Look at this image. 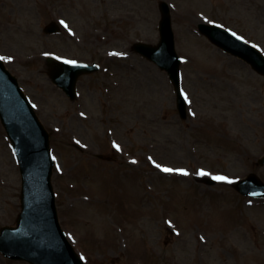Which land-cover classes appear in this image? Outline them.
Masks as SVG:
<instances>
[{
  "label": "rangeland",
  "instance_id": "374dc122",
  "mask_svg": "<svg viewBox=\"0 0 264 264\" xmlns=\"http://www.w3.org/2000/svg\"><path fill=\"white\" fill-rule=\"evenodd\" d=\"M160 1L58 0L49 11L46 0H0V57L50 134L59 222L84 264H264V198L204 181H264V77L197 32L217 23L264 52V0H164L185 118L166 72L132 50L157 42ZM52 21L60 31L45 34ZM47 55L100 69L79 77L71 101ZM19 196L0 123V227L15 224Z\"/></svg>",
  "mask_w": 264,
  "mask_h": 264
},
{
  "label": "water",
  "instance_id": "95a60500",
  "mask_svg": "<svg viewBox=\"0 0 264 264\" xmlns=\"http://www.w3.org/2000/svg\"><path fill=\"white\" fill-rule=\"evenodd\" d=\"M160 10L162 18L159 22V43L151 46L137 42L133 48L168 72L176 90L180 116L185 117V100L179 88L180 59L174 50L166 3H160ZM53 27L49 26L47 31L53 30ZM198 30L219 48L240 57L256 72L264 75V55L258 49L217 24L200 23ZM46 61L50 66L48 74L51 81L71 99L75 97L78 76L97 68L96 64L69 63L52 57H47ZM0 121L15 152L21 174V208L16 227L4 226L0 229V251L10 258L26 260L31 264H83L58 222L50 181L53 159L48 133L16 77L6 69L1 60ZM259 162L264 164V156ZM234 185L243 194L264 196V184L253 174L236 181Z\"/></svg>",
  "mask_w": 264,
  "mask_h": 264
},
{
  "label": "snow or ice",
  "instance_id": "6c2138e0",
  "mask_svg": "<svg viewBox=\"0 0 264 264\" xmlns=\"http://www.w3.org/2000/svg\"><path fill=\"white\" fill-rule=\"evenodd\" d=\"M61 23H63V21H61ZM233 35L235 36L236 34L233 33ZM3 59H5V58L4 57H0V60H3ZM7 59H11V58L8 57ZM69 63H74V62L69 61ZM181 94L184 96L185 100L187 101L188 100L187 95L184 94L183 92ZM114 147H117V149L119 148L118 145H114ZM156 167L160 168L161 171H163V172H178V173H180L182 175H188L187 171L184 170V169H172V168H167V167H161L160 165H156ZM197 175L203 176V175H208V173L204 172L203 170H200V171L197 172ZM212 178L214 180H226L229 183L233 182V181L229 180L227 177H224V176H213Z\"/></svg>",
  "mask_w": 264,
  "mask_h": 264
},
{
  "label": "flooded vegetation",
  "instance_id": "af4514ba",
  "mask_svg": "<svg viewBox=\"0 0 264 264\" xmlns=\"http://www.w3.org/2000/svg\"><path fill=\"white\" fill-rule=\"evenodd\" d=\"M58 0H46V5L49 11H52Z\"/></svg>",
  "mask_w": 264,
  "mask_h": 264
}]
</instances>
